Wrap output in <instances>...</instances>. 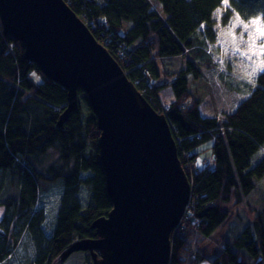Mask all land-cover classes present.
I'll list each match as a JSON object with an SVG mask.
<instances>
[{
	"label": "trees",
	"instance_id": "trees-1",
	"mask_svg": "<svg viewBox=\"0 0 264 264\" xmlns=\"http://www.w3.org/2000/svg\"><path fill=\"white\" fill-rule=\"evenodd\" d=\"M224 1L65 0L82 21L99 30L95 38L170 123L193 190L187 214L173 233L170 264H198V257L204 261L212 256L213 264H264V195L257 199V215L238 236L212 244L220 246L217 254H210L209 246L194 244L195 234L210 237L229 227L233 210L245 204L264 179V73L258 75L248 98L223 118L202 115L204 98L194 86L204 70L218 66L212 54L219 57L213 17ZM230 6L245 21L258 17L264 21V0H230ZM24 54L21 43L4 35L0 22V207L5 210L0 263L18 248L19 225L39 234L44 218L34 207L39 192L53 186L42 184L44 173L51 174L50 164L60 161L68 175L57 176L64 185L57 226L52 238L43 241L45 247H40L43 251L35 262L53 264L75 241L96 238L91 225L109 214L112 203L100 163L97 119L85 95L79 92L87 114L80 108L64 129H58L67 92L46 79ZM166 60L176 68L169 71ZM167 86L174 91L169 107L160 98ZM51 150L59 157L45 169ZM209 151L212 160L200 161ZM257 156L259 161L252 166ZM83 174L89 175L83 178ZM82 184L91 191L85 210L78 199Z\"/></svg>",
	"mask_w": 264,
	"mask_h": 264
},
{
	"label": "water",
	"instance_id": "water-1",
	"mask_svg": "<svg viewBox=\"0 0 264 264\" xmlns=\"http://www.w3.org/2000/svg\"><path fill=\"white\" fill-rule=\"evenodd\" d=\"M0 22L4 35L22 44L25 59L67 92L57 128L79 111L80 91L97 119L112 210L92 224L97 238L75 241L63 259L90 251L94 264H170L171 236L192 186L166 117L65 0H0Z\"/></svg>",
	"mask_w": 264,
	"mask_h": 264
},
{
	"label": "rangeland",
	"instance_id": "rangeland-1",
	"mask_svg": "<svg viewBox=\"0 0 264 264\" xmlns=\"http://www.w3.org/2000/svg\"><path fill=\"white\" fill-rule=\"evenodd\" d=\"M230 7V0H225L222 6L217 8L214 12L213 29L216 37L215 45L219 48V57H217V54L214 51H211L215 63L218 61V66L212 70H204L203 79L194 84L204 98L201 105V113L205 118H223V116L228 113H234L240 103L248 98L249 91L254 87L258 75L264 73V54H261L259 51L261 45L264 44V40L259 38V34L257 33L256 47L254 50H250L249 45L251 40L249 34L255 32L256 27L250 23L253 19L245 21ZM237 18L240 22H238ZM258 18H260L261 23L264 24L262 18ZM82 22L90 29L91 33L95 32L94 30L96 28L94 25L91 26L85 21ZM245 23L249 24L247 31H245L243 27V24ZM233 37H235V39H233ZM237 49H239V51H237ZM245 53H247V55H244ZM166 61V66L169 71L176 68L174 62L170 60ZM254 69L256 70L255 73H253ZM163 78L169 82L173 81V78ZM228 82H231L233 87H231ZM195 87L193 88L196 89ZM160 98L163 105L169 107L170 103L174 100L173 89L170 86H167L166 89L161 92ZM79 100L80 107L84 109L85 114H87L88 107L83 101H81V99ZM49 153L50 154L44 160L45 169L50 162L59 157L54 150H51ZM261 153L264 154L263 152ZM205 160H212L210 151L204 153L200 157V161ZM258 161L259 156L253 159L252 166H255ZM50 166L53 168V172L51 174H48L47 172L44 173L45 180H43L42 184L53 183V186H50L47 190L39 192V199L34 207V211L37 214L42 212L44 218L42 224H40V232L39 234H35V231L33 230L29 233L26 232L28 226L21 228L19 225L17 234L20 244L18 248L15 249L16 251L13 256L6 261H3L1 264H35L38 255L37 253H39V250L43 251L40 247H45L43 241L45 239L49 241L54 235L58 221V214L64 196V185L61 179L57 182L48 181L52 180L51 176L53 173L63 176L68 175V171L62 169L60 161L52 163ZM88 175L89 174H83L82 177L86 178ZM261 195H264V179L257 184L256 190L246 198L245 204L233 210V219L230 222L229 227L215 232L210 237L198 236V234H195L194 244L198 246L200 245L204 248L209 246L211 249L210 254H217L220 251V246L212 244L218 241L221 242L222 238L227 242L234 234L238 236L257 215L259 210L258 205L260 203L258 202L256 204V202L258 198L260 199ZM78 199L83 210L89 207L91 202V191L85 184L80 185ZM251 209H255L254 212H252ZM4 211V208L0 207V226L2 218L4 217ZM92 230L95 231L94 229ZM226 242L224 243L225 245L228 243ZM212 246H214L213 248H215V250ZM94 253L99 260L102 259V254L100 252L95 251ZM198 258V264H213L214 256H212L213 259L207 257L204 261H202L200 257ZM53 264H94V261L92 259V253L87 251L74 253L66 259H63L61 256Z\"/></svg>",
	"mask_w": 264,
	"mask_h": 264
},
{
	"label": "snow or ice",
	"instance_id": "snow-or-ice-1",
	"mask_svg": "<svg viewBox=\"0 0 264 264\" xmlns=\"http://www.w3.org/2000/svg\"><path fill=\"white\" fill-rule=\"evenodd\" d=\"M238 22L239 19L237 18ZM250 23L252 25H255V32H252L249 34V38L251 40V43L249 45V49L250 50H254L255 47H256V39H257V33L259 34V38H261L262 40H264V24L261 23V19L260 18H256V19H253L252 21H250ZM243 27L245 29V31L248 30L249 28V24L248 23H245L243 24ZM233 39H235V37H233ZM237 51H239V49H237ZM260 53L261 54H264V44L261 45L260 49H259ZM244 55H247V53H245ZM255 69L253 70V73H255Z\"/></svg>",
	"mask_w": 264,
	"mask_h": 264
},
{
	"label": "bare ground",
	"instance_id": "bare-ground-1",
	"mask_svg": "<svg viewBox=\"0 0 264 264\" xmlns=\"http://www.w3.org/2000/svg\"><path fill=\"white\" fill-rule=\"evenodd\" d=\"M98 32H99V30H96L94 33H98ZM94 33H93V36H94ZM94 37H95V36H94ZM95 39H96V38H95ZM96 40H97V39H96ZM97 42H98L101 46H103V47L109 52V50H108V48H107V46H106L105 44H103L102 42H100V41H98V40H97ZM109 53H110V52H109ZM118 64H119V63H118ZM79 99H80V98H79ZM80 108H81V107H80ZM80 108H79V109H80ZM161 115H164V116L166 117L165 114H161ZM166 119H167V117H166ZM167 121H168V119H167ZM168 123H169V121H168ZM169 125H170V123H169ZM99 156H100V151H99ZM100 163H101V162H100ZM60 164H61V167H62V168H65V165L63 164V162H60ZM101 167H102V163H101ZM102 170H103V167H102ZM44 176H45V175H44ZM57 176H59V175L53 173V175L51 176V179H52V180H49L48 182H51V181H57V180H58V177H57ZM65 176H66V175H65ZM61 178H62V177H61ZM61 178H59V179H61ZM58 181H59V180H58ZM192 192H193V190H192ZM190 203H191V202H190ZM189 206H190V205H189ZM187 211H188V210H186V213H185L183 219L185 218V216H186V214H187ZM99 219H100V218H99ZM97 220H98V219H97ZM95 221H96V220H95ZM95 221H94V222H95ZM94 222H93V223H94ZM171 241H172V245H173V234H172V236H171ZM67 250H68V249H67ZM67 250H66V251H67ZM66 251H65V252H66ZM65 252H64V253H65ZM64 253H63V254H64ZM73 254H74V253H73ZM73 254H72V255H73ZM10 257H12V256L9 255V256H8L5 260H3V261H6V260H7L8 258H10ZM62 257H63V255H62ZM3 261H2V262H3ZM2 262H1V263H2ZM1 263H0V264H1Z\"/></svg>",
	"mask_w": 264,
	"mask_h": 264
},
{
	"label": "built area",
	"instance_id": "built-area-1",
	"mask_svg": "<svg viewBox=\"0 0 264 264\" xmlns=\"http://www.w3.org/2000/svg\"><path fill=\"white\" fill-rule=\"evenodd\" d=\"M93 30H94V29H93ZM94 31H96V29H95Z\"/></svg>",
	"mask_w": 264,
	"mask_h": 264
}]
</instances>
